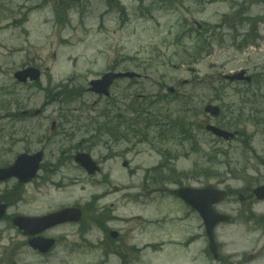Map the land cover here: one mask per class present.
Masks as SVG:
<instances>
[{
  "label": "rangeland",
  "instance_id": "1",
  "mask_svg": "<svg viewBox=\"0 0 264 264\" xmlns=\"http://www.w3.org/2000/svg\"><path fill=\"white\" fill-rule=\"evenodd\" d=\"M119 1L109 7L102 0H87V4L78 6L67 0H0V163H11L23 152L44 150L43 163L47 168L25 187L24 204L33 213L42 214L93 196L92 202H98V206L112 203V210L119 215L135 216L142 213L143 205L132 199L145 201L141 188L144 175L159 163L164 165L165 177L173 179L175 172L174 181H180L185 176L181 180L184 185L206 181L192 178L204 171L222 175L224 178L207 181H224L235 192L263 183L264 133L258 134L253 125L244 126L253 140L251 145L244 144V136L228 143L199 135L198 146L173 142L168 144L169 150H165L166 143L160 140L154 125L149 130L150 141L144 142H138L141 138L136 134L133 138L131 131V140L106 144L90 138L87 131L92 118L111 99L118 109L115 111H124L133 101L140 104L156 100L160 94L164 96L168 86L178 92L177 96L157 98L156 107L163 112L179 109L184 97L201 109L207 103L221 107L236 104L246 87L233 84L225 86L226 91L217 92L218 79L242 69L250 74L263 72L264 0ZM121 6L125 7L124 13ZM77 9L88 11L87 15L83 18ZM227 18L237 28L228 30ZM196 23L219 27L211 40L213 46L201 49L199 61L192 58L199 56L192 50L198 44ZM224 24L226 29L220 27ZM255 33L260 48L253 43L243 46L247 44L243 43L245 35L251 34L249 39L254 40ZM113 64L118 71H134L142 78L116 82L110 99L104 98L96 106L93 103L98 97L91 93L78 94L69 102L62 96L60 102L53 101L57 84L63 82L70 89L82 90ZM31 65L49 69L44 72L41 85L17 84L14 73ZM259 102L264 106V100ZM41 108L45 111L39 117H21L23 110ZM54 120L57 129L52 133ZM197 147L201 150L197 151ZM79 151L90 152L101 162L98 175L88 176L69 159ZM169 157H173L171 161ZM124 160L130 163L132 177L123 167ZM3 185L0 184V191ZM241 203L239 194L234 193L221 206L232 215V221L222 224L216 232L223 243L224 260L227 264H238L239 260L244 264H264V227L246 219L254 216L249 204ZM254 208L264 211V203ZM260 220L264 221V217ZM1 239L2 234L0 243ZM201 244L199 238L196 245ZM61 256L39 257L38 264H68L63 263ZM95 259V252L88 250L84 256L67 260L69 264H86Z\"/></svg>",
  "mask_w": 264,
  "mask_h": 264
},
{
  "label": "flooded vegetation",
  "instance_id": "2",
  "mask_svg": "<svg viewBox=\"0 0 264 264\" xmlns=\"http://www.w3.org/2000/svg\"><path fill=\"white\" fill-rule=\"evenodd\" d=\"M67 1L77 6L80 3L87 4V0ZM77 10L78 15H87L88 11ZM72 15L69 13V16ZM25 187L26 185L5 183L0 191V199L6 205V214L0 220V264H38L39 256L62 255L68 258L83 256L88 250L95 252L97 259L87 264H204L203 261L205 264H227L224 260L223 243L217 240L216 234L218 250L214 254L210 249L206 228L194 208L173 195V202L166 201V198L161 202L152 201L158 194H173L172 186L170 190L162 185L144 187V218L137 216L140 223L135 227L128 226L131 223L124 218L122 220L128 224L116 226L118 219L114 220L115 216L105 206L98 207V202H92V196L89 200L68 205L81 208V220L58 224L41 233L34 230L26 232L14 224L17 216H36L22 211L20 207L22 200L26 198ZM241 194L240 199L243 204H249L251 213L258 216V219L264 217V212L254 209L255 205L264 203V200L258 199L249 187ZM222 204L217 205L216 209L227 214L221 207ZM64 207L67 206L57 210ZM112 221L114 223L109 225ZM114 232L117 234L114 235ZM40 235L55 240L47 253H40L32 246V240ZM199 238L202 244L197 246ZM166 253H169L167 257ZM238 264H244V261L239 260Z\"/></svg>",
  "mask_w": 264,
  "mask_h": 264
},
{
  "label": "trees",
  "instance_id": "3",
  "mask_svg": "<svg viewBox=\"0 0 264 264\" xmlns=\"http://www.w3.org/2000/svg\"><path fill=\"white\" fill-rule=\"evenodd\" d=\"M206 44L202 43L201 46ZM200 48L198 47L196 51L200 53ZM222 87L218 89L217 92L226 91V85L224 80H220ZM250 86L257 85V88L249 89L243 92L241 99H238L236 104L224 106L225 110L219 119V124L230 129H242V135L245 138L248 136L245 133V127L253 125L258 130L264 132V109L258 106V97L264 98V78L261 76H256L254 84H249ZM248 85V86H249ZM263 91V92H262ZM240 93V92H239ZM181 109L175 111L177 116V122H174V118L168 114L169 117L164 124L163 120L160 119V114L156 111H148L151 105H155V101H148L146 103L134 104L129 109L123 112H118L115 116L111 115L109 111H105L104 115L106 119L103 122L97 120V126L95 129V136L98 138L100 136H106L108 138H115V131H120L121 129L131 128L140 137L141 140H148L149 130L153 125L158 126L159 137L165 139L166 142L176 139V134L181 138L182 143L191 142L196 139L197 134H205L204 121H202L201 116L203 114L202 109L197 103H194L192 99H182ZM96 121V120H95ZM123 134L119 133V138ZM150 141V140H149ZM167 146V144H166ZM196 146V143H195Z\"/></svg>",
  "mask_w": 264,
  "mask_h": 264
},
{
  "label": "water",
  "instance_id": "4",
  "mask_svg": "<svg viewBox=\"0 0 264 264\" xmlns=\"http://www.w3.org/2000/svg\"><path fill=\"white\" fill-rule=\"evenodd\" d=\"M40 75H41L40 70L36 68H28L17 72L15 74V77L20 82H27L28 78H30L33 81L39 80ZM122 77L134 78V77H139V75L134 72L107 73L101 79L92 81L90 83L91 85L90 90L98 94L109 95L110 94L109 89L113 84V82L116 79ZM227 78L231 81H235V80L251 81V77L246 76L245 71H241L234 75L227 76ZM170 90L173 91L174 89L171 88ZM205 111L211 114L212 116H218L221 110L220 107L217 105L208 104L205 107ZM37 113H39V111H37ZM54 126L55 124H53V127ZM206 129L212 132L214 135L224 138L225 140H233L237 135V132H231L211 124H208L206 126ZM42 156H43L42 151L38 152L36 155H29V154L20 155L14 165L8 168H0V180H6L11 177H17L22 182L30 181L36 176ZM75 160L79 162L84 168H86L90 174H93L98 170L96 163L92 161V158L87 153H79L75 157ZM255 192L259 198H264V186L257 188ZM176 193L180 197L184 198L189 204H192L193 206H195L200 210L205 220V223L208 227L213 242L212 231L214 226L221 221L229 220L228 217L219 215L212 209V205L214 203H217L218 201H221L224 198L225 193L216 190L213 186H209L201 190L185 188L178 190ZM203 195H208L210 198L204 201L201 199ZM74 211L75 210L73 209H65L61 212L50 214L49 216L46 217L34 219V221L35 224L39 226L38 231H41L47 228L48 226L57 223H62L69 219H72ZM3 213H4V208L0 207V218L2 217ZM34 246L36 248H40V250L42 251H46L50 246V242L48 241L46 242L44 239L39 238L34 242Z\"/></svg>",
  "mask_w": 264,
  "mask_h": 264
}]
</instances>
